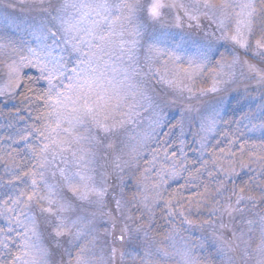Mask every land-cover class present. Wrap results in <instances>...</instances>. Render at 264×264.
<instances>
[{
	"label": "rangeland",
	"instance_id": "rangeland-1",
	"mask_svg": "<svg viewBox=\"0 0 264 264\" xmlns=\"http://www.w3.org/2000/svg\"><path fill=\"white\" fill-rule=\"evenodd\" d=\"M142 2L147 4L150 0H142ZM164 2L170 4L173 0H164ZM195 2L196 0H175L177 5L183 4L185 8H164L160 18L156 20V24L158 22L159 24L153 32L145 36V32H141L136 37L138 43L133 61H124V66L135 69L134 74L130 73L131 78L128 81V104L135 105L131 110L132 122H125L107 132L94 127L91 123L86 125L89 129L87 135L94 139L90 144L82 145L90 151L89 159L92 161L87 169H82V172L88 187L103 190V197L89 193L86 200L77 199L59 174V168L65 167V165L59 160L52 161L51 152L46 153L47 161L42 169L44 178L48 184L54 187L57 199H60L61 202L63 199L70 198L72 200L73 208L65 212L64 215L70 221L83 217L82 220H78V227L86 233L83 239L75 244L69 243L71 237L68 235L58 241L54 239L56 217L54 214L43 211L48 207L46 202L38 203L33 198L27 202V208L24 211L21 207L13 204V200L20 196V190L16 193L13 192L12 198H9L12 194L5 198L2 197V199L4 198L3 202L6 203L0 205V222L2 224L0 228L6 227L5 215L9 208L13 209V216L22 211L25 215L33 216L40 242L50 253L47 257V264H75V257L81 247L85 248L88 258L92 260L93 264H151V261L157 259L161 261V264H181L182 254L185 253L194 264H258L261 259L258 246L261 242L260 218L264 215H259L252 210L253 200L236 206V195L232 196V202L223 203L215 190L209 206L203 210L197 208L190 214H186L192 224H186L187 232L180 236L161 241L149 229L150 224H154L156 221L153 216H156L164 206V200L156 201L151 211L144 207L145 196L149 197L151 204L155 200L156 192L152 188V184L156 181L145 180L144 176H154L156 172L154 169L156 165L158 166L152 159L153 157L148 161L150 163H146L145 160L150 156L149 152L156 143L155 137L161 130L164 119H172L175 125L179 123V130L185 136L180 144V151L186 143H194L198 152L208 144L219 148L214 143L216 140L214 138L220 127H223V117L227 108L229 109L232 104L237 106L241 112L245 111L249 114L246 121L249 133L264 138V127H261V124L264 123V119L261 118L264 87L257 85L255 77L248 72L243 61L247 60L259 68H262L263 64L257 59L254 61L250 52L239 48L230 40L222 39L224 30L219 27L218 18L213 17L211 12L207 16L201 15L208 10L203 7L196 8ZM64 3L65 0H0V31L5 29L25 36L27 38L26 56L30 55L29 49H34L39 54L42 51H47V45H52L51 55L63 57L66 67L71 69L76 60V54L72 53L71 47L64 44L63 40H60L58 45H53L50 36L48 39H44L49 30H54L57 33V39L62 36V33L58 31L59 25L57 21L53 20V17L57 15V10ZM109 3L116 4L119 3V0H109ZM256 3L259 5L260 0H256ZM185 10L197 15L198 19H189L184 14ZM68 13L74 14L71 8L64 14ZM176 16H180V22L182 20L188 26L186 31L184 29L182 31L181 23L177 26ZM202 18L216 27V33L211 38L207 33L200 35L190 32L194 30L191 28L195 23L198 25ZM143 19L145 20L146 17ZM135 23H138V20ZM259 35L258 27L253 41L259 38ZM140 43L144 44L147 50L142 48L149 60L148 63H150L152 79L145 77V72L141 74L138 71ZM219 45L224 47V52L221 53L218 61L213 63ZM0 46H3L0 47V92L5 93L0 95V110H2L14 103V96L19 89L17 88L14 92L8 91L11 79L8 65L13 60H18L19 56L16 57L12 53H8L1 42ZM67 46L69 51H66ZM155 50L164 54L157 58ZM239 52L246 55L244 60L239 59ZM176 56H179L180 59L176 60ZM234 59L237 60L236 63H233ZM190 62L197 65L203 63L199 74L192 80L187 79V75L193 71ZM24 69H30L40 76L39 69L30 66L21 70V76ZM217 80L220 81L216 84L217 90L210 91ZM40 82L46 89V81L41 79ZM187 88H191V91H188ZM35 89V94L42 93L40 87ZM42 109L43 105L38 108V110ZM32 110L34 112L36 108ZM122 111L127 113L129 109L125 107ZM36 115L34 113L31 118H28L30 130L26 129L21 133L28 139L25 140L22 137L19 140L28 147L31 153L32 146L40 143L34 134L29 135L32 128L40 126V122L35 119ZM121 119L127 120L126 117L117 115L115 121L109 120L108 123L111 125ZM213 120L215 121L214 126H212ZM210 127L212 130H209ZM6 130L8 131L9 144L2 148L3 143L0 142L2 145L0 147L1 183L2 179L8 182V179L4 177L6 172L15 174V170L19 168V163L12 159V154H15L13 130L11 127ZM202 138L203 144H201ZM133 146H136L141 153L136 160L132 159L131 149ZM31 155V162L35 164L33 153ZM240 161V163H235L236 171L238 168L247 170V166L241 167L246 163L243 160ZM257 165L259 164H252L253 172H258ZM174 166L178 172L179 161L167 159L161 164V168L169 171ZM145 169H151V171L145 173ZM32 170L34 168L29 169V171ZM73 170L75 169L73 168ZM53 172L56 174L53 175ZM235 172L231 174L232 177L234 176L233 178L236 177ZM246 172L251 173V170ZM225 174H221V177L218 176L217 179L219 181V178L224 179ZM32 178L25 177L26 183L30 185ZM177 178L178 175L168 179L167 183L160 186L163 198L164 194H172V191L167 189L169 185L176 182ZM214 181L217 188L219 183ZM39 187L42 189L43 184H40ZM27 191L30 193L31 188L29 187ZM43 194L44 192L41 191V195ZM168 198L170 197L168 196ZM24 199L26 200L27 197ZM117 201H119V207H117ZM229 205L234 209H242V211L233 210L229 213L226 210ZM171 206L173 207L174 203ZM168 209L167 207L166 213H168ZM194 213L198 215V220H195ZM167 217H169L168 214ZM180 218L184 219L179 216L169 217L170 220ZM249 221L252 223H248ZM17 231L23 232L24 229L19 228ZM12 235L15 236V233ZM15 239L21 243L19 238ZM113 249H115V259H113ZM160 251L167 252L168 257L159 256ZM147 253H152V255L149 256Z\"/></svg>",
	"mask_w": 264,
	"mask_h": 264
},
{
	"label": "snow or ice",
	"instance_id": "snow-or-ice-1",
	"mask_svg": "<svg viewBox=\"0 0 264 264\" xmlns=\"http://www.w3.org/2000/svg\"><path fill=\"white\" fill-rule=\"evenodd\" d=\"M195 6L208 10L201 15L207 16L211 12L213 17L218 18L219 27L224 30L222 39L230 40L234 45L250 52L253 59L264 64V0H260L259 5L256 0H196ZM166 7L185 8L183 4L177 5L175 0L170 4H166L164 0H150L147 4L142 0H119V3L116 4L109 3V0H65V3L57 10V15L53 17V20L57 21L59 25L58 31L62 33V36L57 39V33L49 30L44 39H48L50 36L53 45H58L60 40L69 45L72 53L76 54L74 66L68 69L63 62V57L52 56V45H47V51H42L39 54L34 49H29V56L21 55L18 60H13L8 65L11 77L9 92H14L22 84L27 83L22 80L20 73L23 68L29 66L38 68L40 79L47 83V88L36 95L34 99L28 96L24 97L30 103L42 102L43 104V109L37 112L35 118L40 122V126L34 127L29 133V135L34 134L40 143L31 148L33 159L36 161L34 170L23 172L15 177L21 182H23L22 177L33 178L30 185L25 183L24 189L20 190V196L13 200V204L26 211L27 202L33 198L38 203L46 202L48 207L43 211L54 214L56 217L54 239L57 241L68 235L71 237L69 243L75 244L83 239L86 233L78 227V220H82L83 217L70 221L64 215L65 212L73 208L72 200L70 198L63 199L61 202L56 197L54 187L45 180L42 169L47 161L46 153L51 152L52 161L59 160L65 165V167L59 168V174L77 199L86 200L89 193L103 197V190L88 187L82 172V169H87L92 162L89 159L90 151L82 145L90 144L94 139L87 135L89 129L86 125L91 123L94 127L107 132L125 122H132L131 110L135 105L128 104V81L131 78L130 73L134 74L135 69L124 66V61H133L138 43L136 37L140 35L143 28V24L135 23V21L145 17L148 20H157L161 16V11ZM69 8L73 10L74 14L65 15L64 13ZM184 14L191 20L198 19L197 15H193L187 10ZM175 20L179 26L180 16H176ZM258 27L259 38L253 41ZM155 51L157 58L164 54L161 51ZM13 53L15 54L14 50ZM175 59L179 60L180 57L176 56ZM236 62L237 60L234 59L233 63ZM190 64L193 71L187 75V79L192 80L199 74L203 63L197 65L190 62ZM243 64L248 72L255 77L257 85L264 87V68H259L247 60L243 61ZM218 83H220L219 80L215 81L210 91L215 92ZM187 90L191 91V88H187ZM28 91L32 92L33 90L29 88ZM3 94L5 93L0 92V95ZM125 107L129 109V112L122 111ZM117 115L126 117L127 120L121 119L109 125L108 121H115ZM246 118L247 114L242 117V119ZM261 118L264 119V104L261 105ZM214 124L213 120L212 126ZM201 127L203 128V125ZM261 127H264V123L261 124ZM209 130H212V127ZM22 139L27 140L28 137L25 136ZM203 143L202 138L201 144ZM232 143L233 141H229L227 152L225 149H220L218 154H213L212 160L204 161L201 167L195 170V174H191L193 178L195 179L207 171L209 181L216 180L222 188L223 182L217 179L218 176L226 173L224 179H231V174L236 171V153L230 150ZM259 147L264 150V143ZM244 148L245 145L242 144L241 153ZM131 154L133 160L138 159L141 155L136 146L132 147ZM173 155L175 156V154ZM181 155H183L182 151ZM260 159L264 160V156H261ZM209 165L215 169V174L209 170ZM241 167H246V165H241ZM180 170H184L183 165H180ZM149 171L151 169H145V173ZM262 171H264V165H262ZM55 174L53 172V175ZM176 175H179V172L174 166L171 171L161 168L152 177L144 176L145 180L156 181L152 184V188L156 190L155 200L150 204L149 197L145 196L143 201L145 209L151 211L156 201L164 200L160 186ZM40 184H43L42 189L39 187ZM29 187L31 188L30 193L27 191ZM41 191L44 192L43 195H41ZM243 191L244 189H241L240 193H233L236 195V206L254 199L253 196L245 197ZM205 192H207V186ZM216 194L219 195V190ZM198 195L203 196L204 193ZM25 197H27L26 200ZM260 199L264 201V191L261 192ZM172 203V199H169L165 201V206L168 207ZM117 207H119V201H117ZM226 210L229 213L233 210L242 211V209H234L231 205ZM24 211L13 216L12 208L6 210V227L0 228V234H2L0 248L11 254L9 242L19 238L21 243L18 245L17 254L12 255L11 260L0 261V264H47L49 250L40 242L35 218L25 215ZM167 214L169 217H184L181 224H192V221L186 217V209L179 201H176L175 207H169ZM19 228H23L24 231H17ZM12 233H15V236ZM260 233L261 242L258 246V253L261 259L258 264H264V217L260 218ZM158 254L162 257L169 255L164 251H160ZM147 255L151 256L152 253H147ZM113 259H115V249H113ZM75 264H93L84 247L78 250ZM151 264H161V261L153 260ZM181 264H194V262L185 253L182 254Z\"/></svg>",
	"mask_w": 264,
	"mask_h": 264
},
{
	"label": "trees",
	"instance_id": "trees-1",
	"mask_svg": "<svg viewBox=\"0 0 264 264\" xmlns=\"http://www.w3.org/2000/svg\"><path fill=\"white\" fill-rule=\"evenodd\" d=\"M145 20L143 18L138 20V23L140 24H143L144 22L143 28H145V30H142L143 28L141 29V32H145L144 36L152 33L159 24V22L156 24V20ZM180 23L182 31L183 29L186 31L188 26H186L182 20ZM191 29L194 30H191L190 32H196L200 35L207 33L210 38L216 33V27L206 21L205 18H202L198 25L195 23L194 27ZM0 42L4 45V48L8 53H12L16 57L21 55L26 56L25 48L27 47V38L25 36L3 29L0 31ZM140 47L141 52L138 57V71L141 72V74H144L143 72H145V77L152 79L153 75L152 72L150 73V63H148L149 60L146 57L144 50H142V48L145 50L146 48L142 43L139 44V48ZM13 50L15 54L13 53ZM66 51H69L68 46ZM217 51L214 55L215 59L213 63L218 61L221 53L224 52V47L219 45ZM238 56L241 60H244L246 57V55L242 52H239ZM253 60L255 61V59ZM262 68H264V64ZM21 78L23 81H27V83L22 84V86H20L17 90L13 99L14 103H11L7 107L0 110V142L3 143V147L2 145H0V147L5 148L7 147V144H9V140H7L8 131L6 129L11 127L13 130L12 136L15 140V154H12V159L19 163V168L15 170V174H9L7 172L4 174V177L8 179V182L4 179H2V183L0 182V205H5L6 202H3L5 197H8L13 192L16 193L23 189V185L26 183L25 177H22L23 182L16 180L15 177L23 172H28L29 169L34 168L35 165L30 159L32 153L28 150V147L19 140L24 136L21 133H23L24 130H30L31 128L28 118H31L34 113L37 114L39 111L38 108L42 107L43 104L42 102L30 103L28 100H25L24 97L28 96L34 99L37 95L35 94V88L40 87L41 92H43L45 87L40 82V76L30 69H24ZM29 78L31 79L29 80ZM29 88L33 91L29 92ZM34 108H36V110L33 112L32 109ZM245 114H247V112H241L237 106H234L233 104L230 105L223 117V127H220L214 138L216 139L214 143L219 148L208 144L207 146H203L202 150L198 152L194 143H186L182 149L183 155H181L180 144L185 136H183L184 134L181 130H179V123L177 125L173 124L174 122L172 119H164L162 121V128L155 137L156 143H154L151 151L149 152L150 156H148L145 161L148 162L152 157H155V159H152L155 164H158V166L156 165L154 170L159 171L161 169V164H163L165 160L172 159L179 161L180 165L184 166V170L181 171L180 167H178V178L176 182L169 185L167 189L171 190L172 194H164V206L161 207V211L157 212L156 216H153L156 218L154 224H150L151 226L149 229L151 233L156 235L161 241H166L171 237L180 236L187 232L185 229L187 225L181 224V220L183 218L170 220L169 217H167V207L165 206V201L169 199H172L174 203L173 207H175L176 201L183 204L186 209V214L188 215L197 208H201L203 210L205 207L209 206L212 201V194L215 190L217 193V190L219 189L220 200L224 203L226 201L232 202L233 193H240V190L244 189V196L254 197V203L252 202L251 205L252 210L259 215H264V201L260 199L261 192L264 191V171H262L264 160L260 159V157L264 156V150L259 147L262 143H264V138L249 133V127L246 123L249 114H247L246 119H242ZM229 141H233L230 150L231 152L236 153L235 163H240V160H243L248 169L245 170L244 168H238L235 172V178H233L234 176H231V179L227 180H221V178H219L220 181L223 182L222 188L219 184L216 188V182L214 180L209 181L207 171L203 172L194 179L191 174H195V170L199 169L204 161L212 160L213 154H218L220 149H225L226 152L229 150ZM242 144L245 145L243 153L240 151ZM254 145L256 147H253ZM202 153L203 155H201ZM173 154H175V156ZM194 161L195 163H193ZM254 163L259 164L257 165L258 172L252 171V164ZM209 170L213 171L215 174V169L212 168L211 165H209ZM248 170H251V173H247L246 171ZM219 177H221V175H219ZM206 186L207 192H205ZM200 193H204V195H198ZM168 196L170 198L167 199ZM2 197L4 198L2 199ZM12 197L13 194L9 198ZM169 207L172 206L169 205L168 208ZM191 207L193 209H190ZM193 216L195 220H198V215H196V213H194ZM0 225H2L1 222ZM19 244L20 242L18 243V240L16 239L9 242L11 254H8L3 248H0V261H4L6 259L11 260L12 255L17 254Z\"/></svg>",
	"mask_w": 264,
	"mask_h": 264
}]
</instances>
